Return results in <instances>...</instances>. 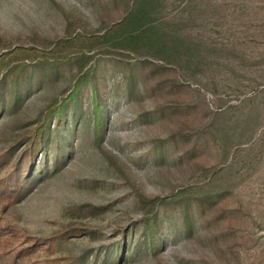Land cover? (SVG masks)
Wrapping results in <instances>:
<instances>
[{
  "label": "rangeland",
  "instance_id": "374dc122",
  "mask_svg": "<svg viewBox=\"0 0 264 264\" xmlns=\"http://www.w3.org/2000/svg\"><path fill=\"white\" fill-rule=\"evenodd\" d=\"M161 3L160 26L189 43L190 55L168 64L132 51L96 50L103 137L95 142L87 84L73 121L77 134L68 138L58 168L49 152L50 175L5 210L0 203L2 237L11 239L0 243V264L23 245L66 228L83 233L51 257L84 254L85 264H94L133 227L118 264H264V0ZM123 12L115 0H0L1 53L6 45L43 46L69 31H103ZM76 74L68 64L31 73L33 88L0 118V161L18 143L13 162L19 160L28 147L23 135ZM127 74L135 81L132 92ZM44 161L41 152L37 164ZM140 194L177 195L181 203L164 215L169 224L156 254L141 238ZM185 197L193 203L203 197L206 204L190 207L189 232ZM131 241L139 246L135 253L128 252Z\"/></svg>",
  "mask_w": 264,
  "mask_h": 264
},
{
  "label": "trees",
  "instance_id": "16d2710c",
  "mask_svg": "<svg viewBox=\"0 0 264 264\" xmlns=\"http://www.w3.org/2000/svg\"><path fill=\"white\" fill-rule=\"evenodd\" d=\"M124 4L123 15L116 21L109 23L103 30L95 33L69 31L67 35L57 40H47L43 46H5L6 52L1 53L0 47V118L8 108H18L25 99L29 89L34 86L31 73L35 69L60 68L64 65L75 66L76 77L72 86L60 99H55L37 119V126L28 130L23 137L28 147L19 155V160L14 163L15 149L18 144L8 149L0 161V203L5 210L9 205L20 200L28 191L25 189L32 184H38L50 175V165L47 162L49 152L55 154L54 165L58 168L68 147L66 143L71 136L77 134V124L73 123L79 108L82 106L81 90L89 84L92 91V119L95 142L99 143L104 134L105 113L104 100L101 94L100 84L96 76V50L101 54H116L120 51H132L138 57L146 54L156 59H162L168 64H173L190 55V44L182 37L165 32L157 20V13L163 0H115ZM127 90L135 88V81L131 74L125 75ZM77 109L70 113V107ZM11 110H8L10 113ZM62 140L65 143H61ZM68 140V142H66ZM21 142V140H20ZM199 143L196 144V147ZM43 153L45 161L37 164L38 154ZM161 155V154H160ZM40 168V169H39ZM54 168V169H56ZM53 173V172H52ZM51 173V174H52ZM55 173V171H54ZM183 200L184 230L189 232V211L192 205L203 209L205 199L197 198L196 203L185 197ZM173 197L138 195L135 199L139 207L141 217L139 225L142 226L140 234L146 247L156 254L161 246L162 235L169 222L164 219L169 208L180 206ZM95 212H101V208L94 207ZM136 228V227H135ZM133 230L125 231L123 243H119L110 253L105 252L104 257L97 260L100 264H118L125 259L124 249L127 234ZM80 229L66 228L54 236L37 239L29 242L14 251L8 264H85L84 254L79 256H54L64 250V245L77 234H82ZM0 230V243L11 242V239L2 237ZM129 243V253L137 252L139 246ZM39 252L44 253L41 259L36 258Z\"/></svg>",
  "mask_w": 264,
  "mask_h": 264
}]
</instances>
